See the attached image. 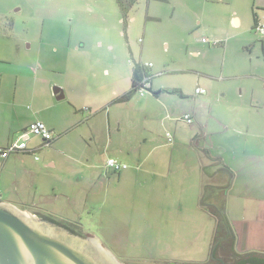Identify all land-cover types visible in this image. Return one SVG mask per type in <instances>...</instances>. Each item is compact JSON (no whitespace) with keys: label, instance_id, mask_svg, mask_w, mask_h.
<instances>
[{"label":"rangeland","instance_id":"1","mask_svg":"<svg viewBox=\"0 0 264 264\" xmlns=\"http://www.w3.org/2000/svg\"><path fill=\"white\" fill-rule=\"evenodd\" d=\"M123 2L127 4V0ZM188 3V0L175 2L178 9L173 23L182 19L181 13L185 14ZM168 6V1L153 0L150 14L160 17L161 24L151 22L150 29L164 25L161 30L165 32L170 28L173 23L168 25L171 21ZM119 8L117 0H0V57L5 55L7 60L18 61L13 67L17 71H23L20 64L25 62L34 65L36 71L40 66L41 72L59 83L53 88L68 93L57 103L65 106L64 111L74 113L68 97L72 103L83 107L85 89L104 81L98 75L102 69L108 68L112 75L126 73L125 79L131 74L130 65H114L111 58H104V62L100 63L90 61L89 47L94 43L93 39L81 34L87 31L78 30L79 26L96 25L94 33L113 45L112 55L117 60L121 56L129 59L128 48L123 45L125 39L120 35L122 15ZM71 25L77 27L72 33L71 39L77 35L72 44L87 43L85 50L72 55L78 64L77 69L61 67L60 57H65L61 46L70 35ZM139 31L137 28L132 33L131 45L137 51L142 47V62L154 66L152 93L176 89L184 99L177 94L162 92L157 97L151 92L144 97L131 93V102H124L122 107H109L111 121L118 119L121 122L120 130L115 123L112 125L111 141H108L107 130L102 127L106 126L103 121L105 116L98 117L94 122L96 138H87L89 147L86 149L77 141L78 134L84 133V127L77 129L61 144L64 151L76 154L72 159H76L77 164L72 167L64 156L59 157L57 164L62 170L61 167L58 169V178H43L39 192L35 195L31 190L20 197L17 207L23 201L27 209L20 208L32 215L46 213L79 226L87 237L98 238L120 260L133 264H209L210 248L218 239L225 246L231 244L236 252L237 245L238 251L246 252L242 254H264V225L260 223L256 227L254 222L258 221L264 200V191L258 187L262 186L263 180H258L257 174L252 175L244 169L238 175L241 188L235 185L227 194L229 202L225 209L231 220L239 221L234 226L239 227L240 233L242 231L241 239L237 238L238 234L228 235L223 225L224 215L219 216L216 211H222L221 207L211 208L207 205L208 199L201 203L202 196L215 189L203 186L202 190L203 168L212 172L216 170L214 161L203 148L211 157L222 156L229 164L235 157L244 161L249 155L253 135V130H248V124L264 122V87L260 80L251 77L263 74L264 51L260 47L254 49V59H251L245 46L247 42L228 38V50L214 54L218 62L217 72L222 73V61L226 60L224 75L241 74L246 77L207 82L212 91L205 87L204 91L209 92L196 98L195 88L199 84L190 69L200 68L196 61H188L186 42L181 45L172 43L168 35L170 43L164 38L159 39L155 28L144 38L142 30ZM48 34L52 35L51 40L46 36ZM255 37L256 45H262V40ZM202 38L213 41L208 34L198 33L197 42L200 43ZM11 48L13 57L11 52L8 53ZM91 56L95 59V52ZM136 61H139L138 57ZM18 76H22L18 79V87L27 89L34 85L25 75ZM125 82L127 84V80ZM146 99L149 102L145 104L142 100ZM186 113L195 114L192 126L181 120ZM101 118L102 125L99 124ZM215 119L221 121L222 126ZM199 126L202 132H207V137L206 141L201 139L197 146V136L201 133ZM166 133L172 135V145L168 144ZM109 156L127 164L128 170L123 171L120 177L112 171L104 174V162ZM40 157L43 158V155L40 154ZM26 164L30 166V162ZM39 183L37 181L36 185ZM53 184L57 193L64 191L70 195L71 201L53 199ZM247 185L255 189L248 192ZM212 193L215 191L212 190ZM207 208L216 217L208 214ZM218 220L222 224L218 226V236L213 239ZM246 221H253V225ZM248 228L257 234L248 233Z\"/></svg>","mask_w":264,"mask_h":264},{"label":"crops","instance_id":"2","mask_svg":"<svg viewBox=\"0 0 264 264\" xmlns=\"http://www.w3.org/2000/svg\"><path fill=\"white\" fill-rule=\"evenodd\" d=\"M159 1H168V14L171 17V21L168 23V25L172 24L175 20L174 18L178 9V5H175L177 0ZM152 2L153 0H136L126 12L124 17L121 12L122 18H120V24L122 25V33L120 35L125 39V43L123 45L127 46L128 48V52L130 54L129 59L126 57L123 58L121 56L120 59L117 60L116 56L112 55L114 52L113 45L110 42H105L104 38H100L97 33H94V31L96 32L97 30V28H95L96 25L91 24L79 26L78 30L87 31L86 33L81 34L84 37L87 36V38L90 36L94 42L89 47L91 53L90 61L100 63L104 62V58L107 60L111 58L114 61V65H130L131 74L128 79H125L126 77H124V75L126 73L112 75L108 68L102 69L100 72H98V75L100 78L104 79V81L92 87L88 86L85 89L83 107H78L72 103L71 99L68 97L67 100L74 108V113H71V111L68 110L64 111L65 106L57 103V101L65 99L67 96V91L63 87L65 90L64 94L62 89L56 87L53 88V86H56L59 83L56 82L55 79L44 74V72H41L43 70L40 66L38 71H36L34 65H30L25 62L23 65L20 64V67L23 69V71H17L13 69V67H16L15 63L18 61H10V59L7 60L5 55L0 57V151L17 142L20 136L24 134L29 129L31 124L35 122H42L45 124V126L52 132L54 138L50 143H45L40 138L29 135V138L26 141V151L11 154L7 158H2L0 156V202L18 206L17 200H20V197L26 196V194H28V192L31 190H34L35 195L37 192H39L41 186H43V178L55 177L57 179V174H59L58 172L62 170L61 166V169L58 170L60 168L57 164L59 157L64 156V158L67 160V163L72 167L74 163L77 164V162H75L76 159H72L76 154H74L73 151H64L65 149H62L61 147L62 141L69 137V135L76 133L77 129H82L84 127V133L80 132L81 134H78L77 141H80L82 146L86 149V147H89V139L87 138L89 137L90 140H94V138H96L94 122L98 120V117L105 116L106 120L103 121L104 125L106 126L102 127L107 130L106 132L108 134V141H111L112 125L115 123L119 129L121 127V122L118 119H116L114 122L111 121L109 107L114 105L120 107L124 104V101L121 102L119 99L127 95L131 90L133 64H151L142 62V47H140V50L137 51L131 45L130 38L132 33H134L137 28H139L140 31L142 30L143 38L150 33L151 29L155 28L159 39L164 38L163 40H168L167 37L169 36L172 43H180L181 45V43L186 42V48L188 49L187 51H189L188 61H196L200 68L190 69L192 74L196 77V83L199 84L195 90L198 88H202L201 90H206L204 88L208 87V90L212 91L211 86L207 84V82H221L223 79L228 80L246 77V75L241 74L224 75L225 70H223V68L226 60L222 61V73L218 74L217 72L218 62L215 61L216 59L214 54H216V52L220 53V51L224 52L225 50H228V38H230V40L238 39L239 42H247L245 46H247L250 51L249 55L251 59H254L252 56L254 49L260 47V49L264 51L263 44L260 45L258 43L259 46L256 45L257 38L255 36L257 35L253 31L255 24V14H257L258 18L264 22V13H261L264 12V0H188L189 3L185 5V14L181 13L182 19H180L177 23H173L165 32L164 30H161L164 25L152 27L151 29L149 28L151 22L158 21V23L161 24L160 17L157 18L151 16L150 14ZM142 14H144V16ZM74 27V25H71L69 29L70 35L68 38L66 37L65 40H63L61 46V49L65 52V57H60L62 59L61 67H66L67 69H77L78 64L72 59V55L73 53H78L80 50H85L87 48L86 41H84V44H72V39L77 36H73L71 39L72 33L74 32ZM44 28L45 27L42 28V31ZM75 30H77V27H75ZM194 32L196 33L194 34ZM200 32L208 34V36L213 41H210L207 38H202L206 39L207 42H202L201 39V45L199 42H197V36ZM100 35L102 34L100 33ZM46 36L49 40H51V34ZM257 37L259 38V36ZM259 39L261 40V38ZM171 41L168 40V43ZM54 42H57V40ZM164 43L167 44L166 47H168V43L166 41ZM199 44L201 47H199ZM203 45H207L208 49L206 48L207 46L205 47ZM12 51L13 49L11 48V50H8V53L11 52L10 55L13 57L15 55L14 51ZM94 52L96 56L95 59H92L91 55ZM106 52L107 57L105 56ZM256 55V60L259 61V57ZM137 57L139 61H136ZM122 58L124 59L125 63L123 62ZM153 68V65L151 68H148L151 74ZM18 75H25L26 79L31 82V85L32 83L34 85L27 89L18 87V79L20 77L22 78V76ZM72 75L76 77L74 73ZM79 77L81 78V75ZM251 77L260 80L264 87V72L261 75H251ZM126 80L127 84L125 82ZM55 90L57 91V94L54 93ZM150 90H153L152 80ZM166 91L172 90L166 89L163 91H158V95H153V93H150V91L148 92L155 97L159 96L162 92L166 94H177L181 97V99H184L179 90H176L178 91L177 93ZM148 92L145 95H148ZM208 92L209 91H204V93L201 95H197L196 93L194 94L196 98H199ZM60 93H62L64 97L61 100H57V96H59ZM76 95L78 97V94ZM131 100L129 102H131ZM142 101H144L145 104L149 102L147 99ZM207 102L200 103H203L204 105V103L207 104ZM185 115H189L191 117L193 124L195 114L193 115L192 113H186ZM184 116L181 117V120L185 122ZM215 122L219 126H222L223 124L217 119H215ZM99 124L102 125V118L99 119ZM199 128L201 133L200 136H197V146L200 145L201 139L206 141L207 137V132L204 133L202 132V127L199 126ZM249 129L253 130V135L249 145V155L244 161H239L240 159L235 157L234 160H232L233 163L229 164V162H226L222 156L217 158L211 157L206 149L203 148L205 154L214 161L213 166L216 168V170H214L215 172L208 170L206 167L203 168L204 172L201 182L202 190L203 186L206 187L207 185L215 187V189H212L215 191V193H212L211 190V193H208L209 195L204 194L207 196L205 199L210 200L207 202V205L211 208H222V212L224 213L222 216H226L227 221L230 222L235 234H238V239H241L242 231L240 233L238 230L239 227L236 228L234 224H237L236 222L239 221L231 220L228 216L227 210L225 209L226 204L229 202V197L227 196L228 191L235 185L236 187L238 186L239 189L241 188V185L238 181V175L241 173V171H244V169H247L252 175L257 174L259 178L258 180H263L262 186L258 187H261L264 191V122L262 120L257 124L256 122H250V124H248V130ZM167 134L172 137L170 133H166V136ZM171 139H173V137ZM40 154L43 155V158L40 157ZM66 154H68V156H66ZM108 159L115 158L109 156L106 161ZM106 161L104 162L103 168L105 175H107L108 172H111L105 167ZM116 161L127 166V164L124 162L119 160ZM26 162H30V166H28ZM72 167H69V169H72ZM126 170H128V166L124 171ZM111 173H114L115 175L118 173V177H120L123 171ZM37 181L38 183L40 182L38 186L36 185ZM246 187L248 188V192L252 189H255L253 186L247 185ZM52 189L53 199L61 198L67 200L68 202L71 201L70 195H66L64 191L62 193H57V188L54 186V184L52 185ZM219 192L222 194V197L219 196ZM40 196L42 195L40 194ZM238 198H240V196ZM262 203L261 211L258 215V221L254 220L256 227L260 223L264 225V200H262ZM20 204V207L22 206V208H27L25 207L26 205L23 204V201H21ZM231 216H233L235 219L234 215ZM246 223H249L250 226L253 225L251 224L253 221H246ZM247 231L248 233L257 234L250 228H248ZM262 231L264 235V226ZM236 250L238 253H246L244 251H238L237 245ZM258 254L260 256H264V254L261 253H257L256 255Z\"/></svg>","mask_w":264,"mask_h":264},{"label":"water","instance_id":"3","mask_svg":"<svg viewBox=\"0 0 264 264\" xmlns=\"http://www.w3.org/2000/svg\"><path fill=\"white\" fill-rule=\"evenodd\" d=\"M63 97L60 93L57 100ZM0 264L122 263L98 238L76 235L48 220H38L17 206L0 202Z\"/></svg>","mask_w":264,"mask_h":264},{"label":"trees","instance_id":"4","mask_svg":"<svg viewBox=\"0 0 264 264\" xmlns=\"http://www.w3.org/2000/svg\"><path fill=\"white\" fill-rule=\"evenodd\" d=\"M135 1L136 0H127V4H126V3L123 2V0H117V3H118V5H119V7L121 9V12L123 14V17L126 14V12L130 9L131 5L133 3H135ZM258 20H260V19L258 18L257 14H255V22H257ZM153 77L154 76H152V74L150 73V70L148 68L144 67L143 64H141V63H139V64L134 63L133 64V70H132V85H131V90H130V92L127 95L121 97L119 99V101H121V102H123V101L124 102L129 101V99L131 98V93H135V94L139 95L138 94V88L141 86V82L144 79H146L149 82V84L151 85V80L153 79ZM149 91L152 92V90H149ZM166 92L177 93L178 91L172 90V91H166ZM156 94H157V92H155V93L153 92V95H156ZM191 124L192 123H190L189 125H191ZM166 138H167L168 144L169 145H172L173 144V139H171V142H170L168 140V137L167 136H166ZM207 188H209V185L206 186V189ZM206 197L207 196H205V195L202 196V201H201L202 204L205 201V198ZM22 209H27V208H22ZM207 209L209 210V211L206 210L207 213L208 214L210 213V215H213L210 212L211 209L210 208H207ZM216 211H218L220 213V215H219V213L217 212V214L219 216H222V214H224L222 211H219L218 209ZM35 215L37 217H39V218H42L44 220H48V221H50L52 223H55L57 225H60V226L66 228L67 230H69L70 232H72V233H74L76 235L86 236V234L84 233V231L81 228H79V226H76L74 224H70L69 222L68 223L67 222H63L60 218H57L55 216H52V215L46 214V213L45 214H40L39 213V216H38V214H35ZM214 217H216V216H214ZM224 219H225V222H224L223 225L228 230V233H229L228 235L230 236L231 234H235V232H234V230H233L230 222L227 221L226 216H224ZM221 224L222 223L220 222V220H218L216 222V226L214 228L213 239H215V237L218 236L219 230H220V228L218 226H220ZM78 225H80V224H78ZM248 255L253 256V255H256V254H253V255L252 254H248ZM251 262L253 264H264V259H260V260L254 259V260H251ZM173 264H175V263H173Z\"/></svg>","mask_w":264,"mask_h":264},{"label":"built area","instance_id":"5","mask_svg":"<svg viewBox=\"0 0 264 264\" xmlns=\"http://www.w3.org/2000/svg\"><path fill=\"white\" fill-rule=\"evenodd\" d=\"M254 33L261 38L262 41H264V22L261 20H258L254 24L253 28ZM202 42H207L206 39H202ZM146 68H151L152 64H143ZM150 90V84L149 82L144 79L141 82V86L138 88V94L140 96H144L148 91ZM195 93L197 95H201L204 93V90L196 89ZM185 122L188 124L192 123V119L189 115L184 116ZM29 135L35 136L40 138L45 143H50L54 138L52 132L43 124L42 122H35L31 124L29 129L20 136L19 140L13 144H11L8 148L0 151V156L2 158H7L11 154H15L18 152H24L26 151V141L29 138ZM168 140L171 142L170 135H167ZM37 159V158H36ZM105 167L109 169L112 172H121L124 171L127 166L116 161L115 159H108L106 161Z\"/></svg>","mask_w":264,"mask_h":264},{"label":"flooded vegetation","instance_id":"6","mask_svg":"<svg viewBox=\"0 0 264 264\" xmlns=\"http://www.w3.org/2000/svg\"><path fill=\"white\" fill-rule=\"evenodd\" d=\"M262 42L264 45V41H262ZM83 237H87V236H83ZM102 245H103V243H102ZM211 247L212 248H210V254H209V257L207 259L210 262L209 264H253L251 262V260L264 259L263 255H261V256H257V255L250 256V255H246V254H242V253H237L235 250H232L233 248H232L231 244H230V246H225L221 243V241L219 239ZM107 250L109 252H111L109 249H107ZM116 259L119 262H121L122 264H133L131 262H128L127 260H125V261L120 260L118 257H116ZM170 264H173V263H170Z\"/></svg>","mask_w":264,"mask_h":264}]
</instances>
